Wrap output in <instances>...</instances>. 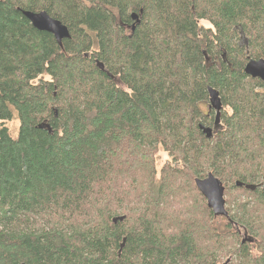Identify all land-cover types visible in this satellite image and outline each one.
Masks as SVG:
<instances>
[{"label": "trees", "instance_id": "1", "mask_svg": "<svg viewBox=\"0 0 264 264\" xmlns=\"http://www.w3.org/2000/svg\"><path fill=\"white\" fill-rule=\"evenodd\" d=\"M251 59L264 0H0V264H264ZM209 173L223 229L194 185Z\"/></svg>", "mask_w": 264, "mask_h": 264}, {"label": "water", "instance_id": "2", "mask_svg": "<svg viewBox=\"0 0 264 264\" xmlns=\"http://www.w3.org/2000/svg\"><path fill=\"white\" fill-rule=\"evenodd\" d=\"M22 15L29 21L33 28L40 32H46L51 34L58 45L62 44V41L70 37L69 31L61 22L51 18L46 12H22ZM133 19L135 15L131 16ZM137 20V19H136ZM245 75L252 79H258L264 82V60H248L244 67ZM210 104L216 110V122L215 126L218 125L219 111L221 109L218 94L209 89ZM203 133L207 138L212 135L210 128H204L200 126ZM194 185L200 195L205 199L207 208L212 212L215 218L223 217L228 218V213L225 208L224 192L225 188L222 182L216 178L213 174L209 173L204 178L194 179ZM238 187H242L241 184H237ZM246 189H251L246 187Z\"/></svg>", "mask_w": 264, "mask_h": 264}, {"label": "rangeland", "instance_id": "3", "mask_svg": "<svg viewBox=\"0 0 264 264\" xmlns=\"http://www.w3.org/2000/svg\"><path fill=\"white\" fill-rule=\"evenodd\" d=\"M201 26L203 27H207V23L206 22H201L200 23ZM242 43V42H240ZM44 79H47L46 77H44ZM168 157L165 153L163 152H160L157 156V160H156V165H157V168L160 169L167 161H168ZM232 195H235L234 193H232ZM215 225L218 227V228H221L223 229L226 225V220L225 218L223 217H217L216 220H215ZM241 238H238V240H240ZM233 247V246H232ZM250 249L253 250V255H256L257 252H256V246L255 245H250L249 246ZM225 261V259L222 260V263Z\"/></svg>", "mask_w": 264, "mask_h": 264}, {"label": "bare ground", "instance_id": "4", "mask_svg": "<svg viewBox=\"0 0 264 264\" xmlns=\"http://www.w3.org/2000/svg\"><path fill=\"white\" fill-rule=\"evenodd\" d=\"M136 16V15H135ZM133 19V18H132ZM137 19V16H136V18L135 19H133V20H136ZM57 43V42H56ZM261 81V80H260ZM263 82V81H262ZM209 102H210V99H209ZM215 110V109H214ZM216 111V110H215ZM216 116H217V112H216ZM215 122H216V120H215ZM216 127V126H215ZM212 130V129H211Z\"/></svg>", "mask_w": 264, "mask_h": 264}]
</instances>
